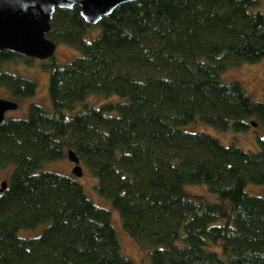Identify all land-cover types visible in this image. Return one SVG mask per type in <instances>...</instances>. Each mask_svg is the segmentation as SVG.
<instances>
[{
    "label": "trees",
    "instance_id": "1",
    "mask_svg": "<svg viewBox=\"0 0 264 264\" xmlns=\"http://www.w3.org/2000/svg\"><path fill=\"white\" fill-rule=\"evenodd\" d=\"M256 1L132 0L103 16L88 39L93 25L77 5L53 11L45 36L79 54L44 64L49 106L33 102L25 116L0 121V167H12L0 191V264H135L122 252L112 210L138 244L152 247L149 264H264V194L244 189L264 183V132L259 150H247L181 127L242 130L254 121L264 130V102L218 78L264 57ZM0 60L30 57L2 50ZM34 86L0 68V87L17 104ZM90 94L119 99L95 105ZM69 149L108 207L73 173L37 170ZM186 184L205 185L217 201ZM41 222L38 235L17 234Z\"/></svg>",
    "mask_w": 264,
    "mask_h": 264
},
{
    "label": "rangeland",
    "instance_id": "2",
    "mask_svg": "<svg viewBox=\"0 0 264 264\" xmlns=\"http://www.w3.org/2000/svg\"><path fill=\"white\" fill-rule=\"evenodd\" d=\"M258 8L264 10V0H257ZM96 27L99 30L98 25H93L89 29V32L84 34L86 39L94 35ZM93 34V35H92ZM79 50L73 45L57 42L56 47L53 52V59L57 63H63L71 60L76 56ZM49 58L40 59L37 57H30L29 63H12L3 62L0 60V68H7L14 70L24 76H27L35 81L36 86L34 93L23 97L19 100L17 107L13 109H8L4 113V117H22L27 114L28 106L30 103H39L45 106L50 105L47 84H48V70L44 68V64L50 61ZM221 81H238L245 91H247L254 100L264 102V57L258 59L257 61L249 63L243 62L237 66H228L224 70L220 71L219 77ZM9 93L6 88L0 87V98L8 99ZM119 97L115 94H110L107 96H99L90 94L86 97V101L95 105L104 102H113L118 100ZM80 103L77 104L73 110H66V116L78 109ZM182 128L195 131H203L216 136L223 144L235 143L243 149L247 150H259L258 137L263 135L264 130L260 122L256 125H251L246 129L233 130L230 126L225 129H215L214 126L203 123L201 121H192L188 124L181 125ZM74 162L64 157L57 160H46L41 163V166L37 170L46 169L47 171H55L63 174H71ZM83 173L77 179L81 182L84 187L85 192L95 203L108 207L109 202L106 198L99 195L96 190H94V182H96L95 177L91 174V170L80 161ZM11 166L0 167V183L3 180L9 181ZM186 190L193 194L201 196L205 200L217 201L218 197L215 192L206 189L203 184H186ZM245 191L253 194L262 195L264 194V183H252L248 182L245 187ZM112 224L117 232L119 242L121 244V249L124 254L129 256L135 264H149V253L152 249L151 246H142L137 243L122 227L120 219L117 213L112 210L111 212ZM217 223H221L222 220H217ZM47 222H41L33 228H19L17 234L19 236H35L38 235L46 226Z\"/></svg>",
    "mask_w": 264,
    "mask_h": 264
},
{
    "label": "water",
    "instance_id": "3",
    "mask_svg": "<svg viewBox=\"0 0 264 264\" xmlns=\"http://www.w3.org/2000/svg\"><path fill=\"white\" fill-rule=\"evenodd\" d=\"M132 0H0V51L45 59L53 55L56 43L45 36L56 8L79 7L87 24H96L121 3ZM17 107L10 99L0 98V121L8 109ZM256 125L254 121H250ZM67 157L74 162L72 173L79 177L83 170L77 154L69 149ZM1 181L0 191L6 187Z\"/></svg>",
    "mask_w": 264,
    "mask_h": 264
}]
</instances>
